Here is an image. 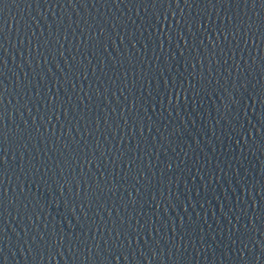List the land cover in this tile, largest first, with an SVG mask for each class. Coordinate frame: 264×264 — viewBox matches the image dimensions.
Returning <instances> with one entry per match:
<instances>
[{
    "label": "water",
    "instance_id": "95a60500",
    "mask_svg": "<svg viewBox=\"0 0 264 264\" xmlns=\"http://www.w3.org/2000/svg\"><path fill=\"white\" fill-rule=\"evenodd\" d=\"M0 264H264L261 0L0 4Z\"/></svg>",
    "mask_w": 264,
    "mask_h": 264
},
{
    "label": "snow or ice",
    "instance_id": "6c2138e0",
    "mask_svg": "<svg viewBox=\"0 0 264 264\" xmlns=\"http://www.w3.org/2000/svg\"><path fill=\"white\" fill-rule=\"evenodd\" d=\"M4 2V0H0V4H2ZM253 2H255V0H253ZM261 3L264 4V0H261Z\"/></svg>",
    "mask_w": 264,
    "mask_h": 264
}]
</instances>
